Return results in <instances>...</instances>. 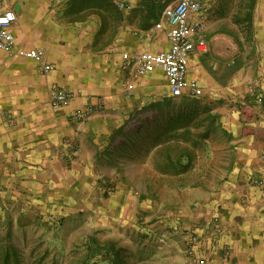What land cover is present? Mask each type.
Returning a JSON list of instances; mask_svg holds the SVG:
<instances>
[{"label":"crops","instance_id":"obj_1","mask_svg":"<svg viewBox=\"0 0 264 264\" xmlns=\"http://www.w3.org/2000/svg\"><path fill=\"white\" fill-rule=\"evenodd\" d=\"M114 2L0 0L18 16L0 54V218L37 202L52 224L137 228L172 264H193L192 236L200 264H264V0L205 6L207 49L188 73L199 98L122 69L123 52L169 41L131 9L116 21ZM32 48L50 72L22 56Z\"/></svg>","mask_w":264,"mask_h":264},{"label":"rangeland","instance_id":"obj_2","mask_svg":"<svg viewBox=\"0 0 264 264\" xmlns=\"http://www.w3.org/2000/svg\"><path fill=\"white\" fill-rule=\"evenodd\" d=\"M127 6L121 9L115 0L116 21L121 11L131 9V21L140 19L151 27L161 16L164 0H128ZM0 198L4 205L9 203ZM35 204L18 222L4 215L0 218V236L10 235L27 264H172L165 250L140 242L146 233L137 228L126 229L120 224L93 227L85 222L67 227L59 220L52 224Z\"/></svg>","mask_w":264,"mask_h":264},{"label":"built area","instance_id":"obj_3","mask_svg":"<svg viewBox=\"0 0 264 264\" xmlns=\"http://www.w3.org/2000/svg\"><path fill=\"white\" fill-rule=\"evenodd\" d=\"M209 1L211 0H164V7L160 18L154 24V30L165 35L169 41V48L158 51H125L122 54V69L134 68L139 76L159 70L166 79L172 97H201L203 88L198 81L189 79L188 73L192 56L207 49L208 42L204 34L206 19L203 11ZM127 3V0H117L121 9H126ZM17 20V13L13 9L0 12V54L3 52L14 53L15 39L10 28ZM21 54L38 63L43 73H48L53 69L52 65L47 63L44 52L40 49L32 48L22 51ZM125 86L129 90L127 83ZM49 95L50 105L56 109L66 108L72 99L69 91L57 85L51 87ZM256 99L258 103H264V98L261 95L257 94ZM71 150L73 151V148ZM66 161H70V158H67ZM198 241L196 236H192L190 239L189 247L193 264H200V260L193 251Z\"/></svg>","mask_w":264,"mask_h":264},{"label":"trees","instance_id":"obj_4","mask_svg":"<svg viewBox=\"0 0 264 264\" xmlns=\"http://www.w3.org/2000/svg\"><path fill=\"white\" fill-rule=\"evenodd\" d=\"M10 235L0 236V264H27Z\"/></svg>","mask_w":264,"mask_h":264}]
</instances>
